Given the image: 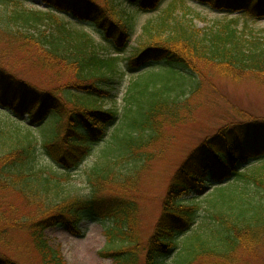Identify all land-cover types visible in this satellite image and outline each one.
Wrapping results in <instances>:
<instances>
[{"label":"trees","instance_id":"1","mask_svg":"<svg viewBox=\"0 0 264 264\" xmlns=\"http://www.w3.org/2000/svg\"><path fill=\"white\" fill-rule=\"evenodd\" d=\"M23 1L0 0V36L27 50V58L34 49L37 67L55 69L67 80L53 89H39L0 61V243L9 229L21 230L39 264H65L45 231L61 226L78 234L80 222L93 218L108 222L101 254L114 264H139V253L142 264H168L178 239L187 233L172 264H249L242 262L241 253L252 254L264 244L263 119L221 127L187 156L170 178L161 213L143 243L135 229L137 206L126 191L134 182L129 175L133 167L120 177L110 175L107 161L106 167H95L100 173L90 195L76 194L66 176L116 119L105 102L118 75L117 57L104 53L82 27L97 31L118 55L133 27L132 11L123 3L146 12L163 0H37L44 6L38 10ZM196 1L238 10L248 19L264 18V0ZM179 4L189 10L183 0L169 4L156 24L142 27L145 41L125 58L130 71L168 65L161 66L160 74L139 72L133 83L130 100L136 108L115 142L119 152L130 156L140 155L137 149L154 139V114L174 104L166 91L188 75H199V65L233 80L250 73L264 82V37L248 35L246 25L239 30L234 18L197 28L185 18L187 10L176 12ZM67 16L75 23L65 21ZM139 171L134 169V175ZM208 180L219 188L206 198L211 226L196 232L191 227L199 219L200 201L193 194ZM0 264L22 263L0 251Z\"/></svg>","mask_w":264,"mask_h":264},{"label":"rangeland","instance_id":"2","mask_svg":"<svg viewBox=\"0 0 264 264\" xmlns=\"http://www.w3.org/2000/svg\"><path fill=\"white\" fill-rule=\"evenodd\" d=\"M174 1L163 0L157 9L146 12L130 8L126 3H123L124 7L127 6L132 11L133 27L126 49L118 55L115 54L113 47L103 41L97 31L86 26L82 27L105 48L104 53L117 57L118 75L112 84L111 97L107 98L105 102V107H112L115 110L116 119L108 126L103 140L92 149L78 168L70 171L66 176H68L71 190L76 194L90 195L95 187L94 178L99 172L96 171L98 169L94 171L95 167H99L107 161L109 162L108 171L115 177H120L127 172V169L133 167V172L129 175L133 177L134 182L129 186L126 185L130 188L126 191L129 194L127 197L137 206L135 229L142 243L153 230L161 213L162 199L170 178L187 156L206 137L215 135L221 127L248 119L264 120V82L256 81V78L250 73H246L236 80L222 77L203 64L198 67L199 75L193 74L192 77L188 75L189 77L187 76L181 83L179 81L181 85L171 87V90L166 91L171 100L174 99V104H170V108H163L161 112L154 114L157 115L155 117L157 130L154 133V139L150 144L137 149V152L141 153L140 155L130 156L116 149V136L123 134L127 128L125 122L130 119V114L136 108L131 102L130 96L135 95L133 83L139 72L160 74L164 71L160 70L161 66H168L165 64L154 65L138 71H130L125 68V58L131 48H136L140 41H145L146 36L142 33V27L147 23L156 24L160 20L158 17ZM183 2L189 10L179 4L175 5L176 12L187 10L189 14L185 18L192 19L197 28H210L215 22H224L234 18L236 20L234 25L239 30L246 25L248 35L264 37V18L248 19L238 10L218 9L207 3H198L196 0H183ZM22 4L37 10L44 9L42 2L37 0H24ZM175 15L178 17V14ZM63 18L70 24L75 23L72 17ZM8 42V38L0 36V61L6 68L11 69L19 77L25 78L39 89H53V87L65 83L66 77H62V74L58 75L55 69L49 71L36 66L33 62L36 57L34 49H30V58H27L24 56L27 50L21 51L18 46ZM155 85L159 87L161 84L155 82ZM103 166L106 167L104 164ZM137 168L140 171L134 175V169ZM105 186L109 187L110 185ZM216 187L212 180H208V183L193 195L196 202L200 201L199 219L191 227L196 232L208 230L211 226L206 198L215 196L212 191L217 189ZM5 196L10 201L16 202V198L14 199L13 196H8V194ZM107 224L106 220L84 219L78 225V234L59 226L48 228L45 231V237L48 239V244L58 250L65 264H114L111 257L101 254L107 245V238L104 235V226ZM186 235L188 233L178 239L174 252L170 254L168 264H172L175 252L181 247L180 241ZM0 251L7 252L22 264H39L36 252L32 250L27 235L21 230L9 229L5 242L0 243ZM138 256L139 264H142L143 256L141 253ZM240 257L242 262L264 264V244L255 248L252 254L241 253Z\"/></svg>","mask_w":264,"mask_h":264}]
</instances>
